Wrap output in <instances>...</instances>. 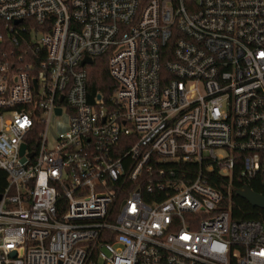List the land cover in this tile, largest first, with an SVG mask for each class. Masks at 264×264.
<instances>
[{"label": "built area", "instance_id": "2783aa9c", "mask_svg": "<svg viewBox=\"0 0 264 264\" xmlns=\"http://www.w3.org/2000/svg\"><path fill=\"white\" fill-rule=\"evenodd\" d=\"M0 169V264H264V0H0Z\"/></svg>", "mask_w": 264, "mask_h": 264}, {"label": "trees", "instance_id": "16d2710c", "mask_svg": "<svg viewBox=\"0 0 264 264\" xmlns=\"http://www.w3.org/2000/svg\"><path fill=\"white\" fill-rule=\"evenodd\" d=\"M108 55L102 54L95 56L93 62L84 66L87 70V88L90 92L107 93L108 90L115 85L110 77L107 67ZM39 130V126H35L33 131ZM186 167L196 170L198 164L195 162H187ZM207 182L216 189L223 191L226 187L230 188L229 195L223 194V203L229 210L233 219H257L264 222V209L254 207L247 200L235 194V190L247 185L252 190L263 193L256 180L243 181L239 177V170L234 169L231 176L221 173L217 169H213L207 174ZM7 183L6 172L0 169V193Z\"/></svg>", "mask_w": 264, "mask_h": 264}, {"label": "water", "instance_id": "95a60500", "mask_svg": "<svg viewBox=\"0 0 264 264\" xmlns=\"http://www.w3.org/2000/svg\"><path fill=\"white\" fill-rule=\"evenodd\" d=\"M90 63H92V59L88 56H85L81 60L80 64L83 66L84 64H90ZM57 112H59V110H57ZM24 148H25V144H22L20 149V154L23 153ZM224 191L226 192L227 189H224ZM234 192L238 196L247 200L250 205L264 209V194L252 190L247 185H243L242 187L236 189Z\"/></svg>", "mask_w": 264, "mask_h": 264}, {"label": "rangeland", "instance_id": "374dc122", "mask_svg": "<svg viewBox=\"0 0 264 264\" xmlns=\"http://www.w3.org/2000/svg\"><path fill=\"white\" fill-rule=\"evenodd\" d=\"M66 117L64 115L53 116L49 125V132L53 135L65 129Z\"/></svg>", "mask_w": 264, "mask_h": 264}]
</instances>
